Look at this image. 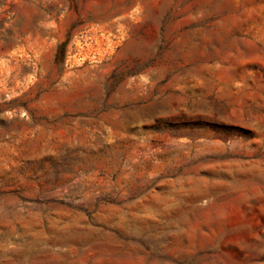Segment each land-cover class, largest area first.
<instances>
[{"label":"rangeland","instance_id":"1","mask_svg":"<svg viewBox=\"0 0 264 264\" xmlns=\"http://www.w3.org/2000/svg\"><path fill=\"white\" fill-rule=\"evenodd\" d=\"M0 264H264V0H0Z\"/></svg>","mask_w":264,"mask_h":264}]
</instances>
